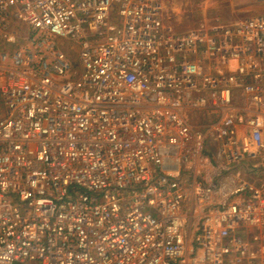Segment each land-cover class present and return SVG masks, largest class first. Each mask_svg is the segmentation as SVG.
Returning a JSON list of instances; mask_svg holds the SVG:
<instances>
[{
	"label": "built area",
	"instance_id": "built-area-1",
	"mask_svg": "<svg viewBox=\"0 0 264 264\" xmlns=\"http://www.w3.org/2000/svg\"><path fill=\"white\" fill-rule=\"evenodd\" d=\"M162 10L0 0V264H264V12Z\"/></svg>",
	"mask_w": 264,
	"mask_h": 264
},
{
	"label": "rangeland",
	"instance_id": "rangeland-1",
	"mask_svg": "<svg viewBox=\"0 0 264 264\" xmlns=\"http://www.w3.org/2000/svg\"><path fill=\"white\" fill-rule=\"evenodd\" d=\"M264 12L257 0H163L162 19L173 33L189 28L232 22Z\"/></svg>",
	"mask_w": 264,
	"mask_h": 264
}]
</instances>
